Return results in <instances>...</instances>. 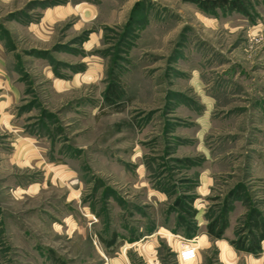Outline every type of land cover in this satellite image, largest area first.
Listing matches in <instances>:
<instances>
[{
    "label": "rangeland",
    "instance_id": "rangeland-1",
    "mask_svg": "<svg viewBox=\"0 0 264 264\" xmlns=\"http://www.w3.org/2000/svg\"><path fill=\"white\" fill-rule=\"evenodd\" d=\"M260 232L264 0H0V264H264Z\"/></svg>",
    "mask_w": 264,
    "mask_h": 264
},
{
    "label": "built area",
    "instance_id": "built-area-1",
    "mask_svg": "<svg viewBox=\"0 0 264 264\" xmlns=\"http://www.w3.org/2000/svg\"><path fill=\"white\" fill-rule=\"evenodd\" d=\"M197 256L198 250L196 246L193 244H182L177 254V261L180 264H190L196 261Z\"/></svg>",
    "mask_w": 264,
    "mask_h": 264
},
{
    "label": "trees",
    "instance_id": "trees-1",
    "mask_svg": "<svg viewBox=\"0 0 264 264\" xmlns=\"http://www.w3.org/2000/svg\"><path fill=\"white\" fill-rule=\"evenodd\" d=\"M182 209H183L184 211H186L185 208L182 207ZM262 239H264V233H263V232H260L259 238H257V240H255V241H253V242L255 243L254 246H255L256 248H253V247H251V248H244V246H241V247H242V249H243L244 251H246V252L254 253V249H258V248H259V241L262 240ZM239 247H240V246H239Z\"/></svg>",
    "mask_w": 264,
    "mask_h": 264
},
{
    "label": "crops",
    "instance_id": "crops-1",
    "mask_svg": "<svg viewBox=\"0 0 264 264\" xmlns=\"http://www.w3.org/2000/svg\"><path fill=\"white\" fill-rule=\"evenodd\" d=\"M192 263H194V261H193ZM190 264H191V263H190Z\"/></svg>",
    "mask_w": 264,
    "mask_h": 264
}]
</instances>
